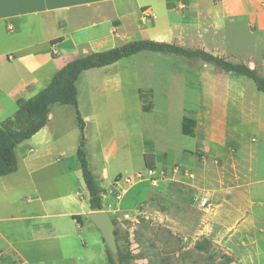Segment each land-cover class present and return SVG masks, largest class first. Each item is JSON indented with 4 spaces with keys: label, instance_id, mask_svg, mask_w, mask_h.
I'll list each match as a JSON object with an SVG mask.
<instances>
[{
    "label": "crops",
    "instance_id": "1",
    "mask_svg": "<svg viewBox=\"0 0 264 264\" xmlns=\"http://www.w3.org/2000/svg\"><path fill=\"white\" fill-rule=\"evenodd\" d=\"M242 28L264 33V0H0V123L16 113L19 98H31L47 87L75 58L136 39L171 42L222 56L226 48L239 51ZM58 38L62 39L52 42ZM260 44L264 36H254L251 45ZM153 59L152 91L178 82L192 87L183 116L196 119L195 137L204 141L199 149L184 150L195 167L170 166L192 170L191 178L209 198L204 231H216L222 239L237 237L243 261L259 264L260 240H264V165H258L257 154L264 149L243 144L239 151L238 129H232L229 138L230 128L219 126L229 125L231 110L237 116L243 114L244 122L259 126L260 147L264 146V115L248 109L240 87L211 76L192 62L196 60L172 59L174 68L164 70L165 76L159 79L158 59ZM116 63L85 70L76 82L86 127L93 123L98 128L94 141L86 136V149L104 189V210L110 214L116 211L109 201L112 186L116 182L120 186L123 179L122 169L113 172L111 168L120 147L117 137L102 133L109 118L96 109L109 104L94 100L93 92L98 88L96 78L102 81L100 90L109 91L110 84L115 89L122 86L121 80L111 76ZM180 75L184 80L178 79ZM219 91L225 97L216 98ZM82 92L88 94L90 111L86 113ZM56 104L47 125L16 147L17 170L0 176V264H104L105 260L109 264L105 241L87 216L89 193L76 160L78 147L70 156L52 149L60 140L51 126L59 116L54 112ZM217 107L222 109L221 118L215 113ZM212 144L215 154L210 155ZM211 158L220 164L213 165ZM17 183L26 191L18 193Z\"/></svg>",
    "mask_w": 264,
    "mask_h": 264
},
{
    "label": "rangeland",
    "instance_id": "2",
    "mask_svg": "<svg viewBox=\"0 0 264 264\" xmlns=\"http://www.w3.org/2000/svg\"><path fill=\"white\" fill-rule=\"evenodd\" d=\"M258 31L254 28L251 31L242 28L239 51L226 48L222 56L234 63L244 62L251 67L254 65L259 74L264 76V44L257 47L251 45L254 36H264V33ZM153 58L158 59L156 68L161 74L159 79L165 76L164 70L174 68L172 59H186L168 53L144 51L123 59L111 67L113 69L111 76L122 81L121 87L115 89L114 85L110 84L109 91L108 88L100 90L102 81L100 78L95 79L98 88L93 92L94 100L109 104V108L96 109L101 116L106 115L109 118L102 133L117 137L120 147V152L112 161L111 168L113 172L122 169L123 179L120 186H116L118 182L112 186L113 192L109 200L116 210L112 211L111 215L116 221L115 226L120 237L118 244L124 252L133 254L134 257L128 264H246L242 259L239 250L240 241L237 237L222 239L218 237L216 231L211 233L204 231L205 217L210 212L211 206L201 205V199L205 195L202 194L194 178L181 171L180 165L170 166L172 163H181L190 169L195 167L185 156L184 150L199 149L204 145V141L199 136H187L181 132L182 116L193 95L190 92L192 87H185L178 82L170 86L164 84L154 87L152 91L150 66L155 61ZM192 62L208 70L209 74L216 76L218 80L240 87L246 106L253 111L249 113L264 115V93L257 90L253 81L233 73L225 75L228 73L213 63L207 64L200 60ZM178 77L184 80V75ZM140 89L151 92L153 108L149 112L142 109ZM87 95L83 92L81 94L84 113L90 111ZM214 95L216 98H222L224 93L219 91ZM236 95L237 92L234 96ZM229 105L231 109L232 101ZM221 110L220 107L215 109L218 118L222 117ZM54 112L59 116L56 115L57 118L52 121L51 126L59 134L60 140L52 149L64 151L70 156V153H74L75 147H78L81 137L76 111L70 105L56 104ZM233 112L234 110L230 111L229 125H221L219 128L222 130L226 127L230 128L231 131H227L229 138L232 136L230 135L232 129H238L242 139L238 142L239 151L241 147L243 148V144L255 149H264L262 144L258 146L259 126L244 122L243 114L237 116ZM97 135V126L88 123L85 127V136H90L91 141H94ZM146 141L151 143L148 145ZM232 145L231 143V148ZM150 151L155 154L156 167H161L160 169L165 171V175L156 184L147 178L141 180L133 175L147 171L145 153ZM209 154H215L214 144ZM257 156L258 165L263 166L264 152L260 151ZM210 160L213 165L220 164L217 158ZM190 169L187 170L193 173ZM174 172L183 176L175 178L172 175ZM128 176L133 177L130 182L125 179ZM16 186L18 193L26 191L21 189L18 183ZM260 243L259 261L264 264V240H260ZM104 264H108L107 260Z\"/></svg>",
    "mask_w": 264,
    "mask_h": 264
},
{
    "label": "trees",
    "instance_id": "3",
    "mask_svg": "<svg viewBox=\"0 0 264 264\" xmlns=\"http://www.w3.org/2000/svg\"><path fill=\"white\" fill-rule=\"evenodd\" d=\"M62 38L52 40L60 41ZM142 51H154L177 55L188 60H202L213 63L222 71L244 76L255 84L258 91L264 93V76L259 74L256 68L250 67L244 62L234 63L226 58L215 55L204 49L187 48L176 43L156 41L152 39H136L117 47L107 50L96 51L75 58L61 68L53 77L47 87L39 91L31 98H19L17 100L18 110L16 113L0 123V176L15 172L18 167L16 147L23 141L30 139L34 134L45 127L49 121V113L52 105L70 104L74 106L76 118L80 128V142L76 151V160L82 171V176L89 193V207L93 211L104 210L103 191L100 182L96 179L86 149L85 121L79 110L78 89L76 82L82 72L91 68L104 67L118 62L119 60L133 56ZM142 100L143 111L152 110L151 92L139 90ZM197 121L195 118L184 115L181 131L184 135H196ZM151 142L146 141V144ZM198 151V158L201 157ZM147 168H157L155 154L145 153ZM121 177V176H120ZM118 179V178H117ZM114 220V219H113ZM116 225V221L114 220ZM117 242L120 237L115 230ZM119 263L107 253L109 264H128L134 257L131 252H124L119 246Z\"/></svg>",
    "mask_w": 264,
    "mask_h": 264
},
{
    "label": "water",
    "instance_id": "4",
    "mask_svg": "<svg viewBox=\"0 0 264 264\" xmlns=\"http://www.w3.org/2000/svg\"><path fill=\"white\" fill-rule=\"evenodd\" d=\"M87 216L99 230L109 254L119 263V247L115 232L116 226L112 215L106 210H91L87 213Z\"/></svg>",
    "mask_w": 264,
    "mask_h": 264
},
{
    "label": "built area",
    "instance_id": "5",
    "mask_svg": "<svg viewBox=\"0 0 264 264\" xmlns=\"http://www.w3.org/2000/svg\"><path fill=\"white\" fill-rule=\"evenodd\" d=\"M181 171H183L186 175L190 176V177H193V173L192 172H189V170L187 169H184V168H180ZM179 172V171H178ZM163 175H165V171L164 170H158L157 168H148L146 172H138L136 174V177L138 179H148L150 182H152L153 184H156L158 183L159 180L162 179ZM127 182H130L133 177H126L125 178ZM201 205L203 207H208L210 206V200L207 196H204L202 199H201Z\"/></svg>",
    "mask_w": 264,
    "mask_h": 264
}]
</instances>
